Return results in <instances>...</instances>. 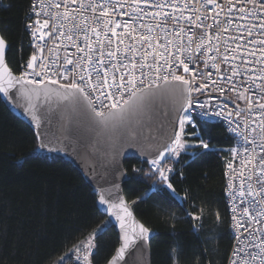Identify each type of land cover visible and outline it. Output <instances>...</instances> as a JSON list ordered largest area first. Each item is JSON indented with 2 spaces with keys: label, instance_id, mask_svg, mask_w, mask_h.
<instances>
[{
  "label": "trees",
  "instance_id": "16d2710c",
  "mask_svg": "<svg viewBox=\"0 0 264 264\" xmlns=\"http://www.w3.org/2000/svg\"><path fill=\"white\" fill-rule=\"evenodd\" d=\"M30 4L0 0L7 61L16 73L32 52L25 29ZM193 122L186 133H198L209 148L200 147L193 136L187 138L196 144L188 148L191 154L181 153L168 179L175 192L143 160L128 158L124 163L125 195L137 217L155 231L152 264H227L232 236L224 170L235 137L220 122L199 116ZM37 147L34 130L0 97V264H56L74 250L64 262L70 264L87 250L82 241L92 233L89 260L107 264L119 237L98 208L93 186L71 162L38 153Z\"/></svg>",
  "mask_w": 264,
  "mask_h": 264
},
{
  "label": "built area",
  "instance_id": "2783aa9c",
  "mask_svg": "<svg viewBox=\"0 0 264 264\" xmlns=\"http://www.w3.org/2000/svg\"><path fill=\"white\" fill-rule=\"evenodd\" d=\"M82 2L85 8H87L90 0H82ZM101 2H107V0H91V3L93 4H99ZM119 2L123 4V8L117 9L116 12L111 16V19L114 22L121 25V27L117 29V32L123 34V25L128 22L134 23L137 25V27L140 24L153 25L154 31L159 37V44L161 45V47L156 49V52H159L165 56L168 55V52L162 47L167 43L165 37L173 42L172 45H169V49L171 50L173 45L180 43V41L177 40L174 35V32L179 31V27H183L185 29V32L183 33V43L185 47L188 46V36L192 34L188 30L190 28L192 29L194 36L191 47L193 49H195L197 43H200L199 37L205 31V29L196 27V25L191 24L189 21L183 19V17L180 15L181 11H183L184 16H191L193 20H196V17L199 16L205 25H212L213 27L207 29V31L213 36H215L218 27H223L227 21L232 22L228 25L227 31L221 32L219 42L215 38L211 41V45L213 46L212 51L209 52L205 50L209 46L208 41L205 40L204 47L201 48L200 51L194 52L192 54L193 59L195 60V65L190 64V68L196 67L198 74L201 72H210L212 74L211 79L207 80L210 88L208 91H204L203 94H194L193 107L188 109L187 113H182V115L190 114L191 117L199 116L204 120L220 122L226 127L229 133L235 137L234 144L229 148L224 170L228 178L225 199L229 210L230 230L232 235V245L228 255L227 264H230L232 260H236L237 264H240V258L234 257L232 255L233 249L236 247L242 249L241 257L244 259H249L250 256L260 254V249L256 248L255 245L260 243L259 237L262 235V232L258 231L252 234L251 232L245 233L243 229H241L240 239L236 240L234 239V235L236 233L233 229L234 221L232 217L234 215L233 209H235V215L237 218L242 216V210L245 207H248L253 214L264 210V192H261V188L264 187V184L258 183V181L264 180V177H261L259 171L261 167V160L264 159V152H262V149H264V132L261 131V120L257 115L259 110L254 109L250 111L243 99V102L241 103L235 97H233V95L238 97V92L243 91L245 88L251 89L250 92L246 93L249 97H251L252 92H259L257 85L264 83V81L254 79V77L259 75V72L256 71V69L259 68V65H257L254 61L260 59V54L258 51L260 46L250 43L251 41H255L264 37L257 35L247 37L246 31V28L252 23L260 22L257 17L261 16V12L257 9L255 15H253V5L249 3L248 0H232V3L235 4V7L231 8V10H229L226 0H217V2L224 4L223 11H221L219 8H216L215 4H207L205 0H149L148 3H144V0H140L139 8L143 11L137 10L136 6L133 4V0H119ZM257 2H259V0H257ZM57 3L62 5L60 9H56L54 7V5ZM158 3L175 5V10L173 8H165L163 11L165 13H172L175 11V15L179 19L178 26L173 25L171 20H169L168 24L165 25L163 29L155 28V25L161 23L163 20V17L153 15L155 12L161 11L155 7V5ZM185 3H187V8L184 7ZM43 5V10H41V0H31L26 25L33 24L36 19H39L42 24L45 19H48L49 28H44L43 31H51L53 34L51 37L45 36L43 40H40L38 38L39 34L36 36L31 34L32 31H35V28L29 30L25 25V29L29 35V43L32 52L21 64L18 74L21 76L23 72L27 71L29 72V76L27 78L28 81L43 80V83L57 81L58 84L65 85L70 83L75 75V73H72L71 75H67L65 78L66 71H70L74 67V65L65 63L66 57L72 58L75 64V62H77L79 58L84 55V53L77 52L73 43L66 38L61 41L60 32H64L65 37H67V35H72L73 40L78 43L80 47H84L85 41L83 39V33L79 28L73 27L74 24H81L79 14L80 3H70L68 5L69 10L73 12L75 18L66 21L59 20V18L56 17L57 11L61 13L64 11L63 0H43ZM241 7L245 9L244 12H241ZM33 8L35 9L34 12L32 11ZM213 9H215V11H213ZM121 11L125 12L126 15H119ZM85 15L89 18L88 23L94 24L93 16L99 15V11L96 14H93L89 9L85 12ZM245 16L248 18L245 19ZM216 21H219V25L216 24ZM199 22L200 21H197V23ZM54 24L62 25L59 31L52 28V25ZM238 25L239 27H237ZM77 33L79 34L77 35ZM88 35L91 37L93 48H97L96 37L91 32H89ZM239 36H245L247 39L245 41H240L230 38ZM101 39H103V36ZM125 43H129V41L125 39ZM237 44H241L242 50L233 52L232 49H235ZM37 45L42 47L44 50L43 63L47 66V76H44L43 74L36 76L26 67L32 55H39V49ZM138 47H146V45H138ZM215 48H219V53L215 51ZM148 51L149 55L147 57V63L152 64L155 53L152 51V49H149ZM249 51L256 52V56L253 57L249 55ZM91 55L93 57V65L95 66V62L97 59H99V57H97L96 52H92ZM131 55V53H118L120 60L124 63H128V59L131 57ZM187 55L188 53L185 52V56ZM224 55L229 56L228 61H224ZM233 55L235 56V59L231 58ZM209 56L216 57L215 63L219 65V72L212 66L214 61L209 60ZM135 58L139 64L141 61V56L137 54ZM249 61L253 62L249 63ZM114 62L115 61L111 58L105 59V66L108 67L110 73L112 71L111 66ZM185 62L188 61L186 60ZM39 63L40 61H38V64ZM159 63L163 65L164 61L160 60ZM205 64H207V68H205ZM230 66H238V72L240 74L235 76L231 81H228L226 77L231 75V72L229 71ZM174 70L178 75H184L186 78H188L190 75L189 73H184L182 69ZM36 71L40 72L41 69L37 67ZM143 71L145 72V76L142 78L144 83H137V88L140 89H143L144 85L151 83L152 80V77L148 75L149 69L145 67ZM135 74L139 81V79H141L139 68L136 69ZM163 74H166V72H162V75ZM117 75H119V73H117ZM93 76H95V73H93ZM212 81H216L218 86H223L225 88V92L220 93L219 91L211 90ZM77 82L79 81L77 80ZM161 83L163 82L161 81L160 84ZM233 86L237 89V91L228 90ZM86 91L89 92V95L92 97L95 106L99 108L97 94L93 93L90 89H86ZM129 91H131V89H129ZM226 96L233 99L237 106L229 103L226 99ZM124 98H128L127 92L124 93ZM100 99H103V97H100ZM117 99H119V94H117ZM104 103L107 104L108 101L105 100ZM201 104H204L205 107L202 108L200 106ZM238 106L245 107V111H242ZM221 109H223V114L218 115L217 113H220ZM108 110L109 108L107 107L104 109L105 112ZM204 111L209 112L208 117L201 116V113ZM229 112L232 113L231 116L228 115ZM237 112H239L240 115H237ZM253 120L256 121L255 124L253 123ZM253 128H256L255 132L252 131ZM204 142L208 143V140H204ZM171 143L168 146H170ZM188 148L180 149V155L183 151L188 153ZM168 155L169 154L167 153L165 154V159L160 161V166L172 169V172L168 173L169 179L179 164L180 155L172 159H169ZM147 165L150 171L155 173L150 161L147 162ZM229 165H231V168H229ZM155 175L157 178H159L158 173H155ZM241 192H244L245 195L241 196ZM253 192H258L260 195L253 196ZM241 201H243V203H241ZM249 202H251V204ZM243 221L245 223H250L247 217H243ZM253 227H259L262 229V231H264V225H253ZM92 251L93 247L91 246L85 252L77 254L78 256L75 258L74 264H85V255H88V261L89 264H91L89 256Z\"/></svg>",
  "mask_w": 264,
  "mask_h": 264
},
{
  "label": "snow or ice",
  "instance_id": "6c2138e0",
  "mask_svg": "<svg viewBox=\"0 0 264 264\" xmlns=\"http://www.w3.org/2000/svg\"><path fill=\"white\" fill-rule=\"evenodd\" d=\"M149 0H144V3H148ZM207 4H215L216 8H219L221 11L224 10V4L217 2V0H205ZM229 10L235 7V4L232 3V0H226ZM249 3L253 5V15H255L257 9L261 12V16L257 17L260 21L259 23H252L249 27L246 28L247 37H252L254 35L264 37V0H248ZM70 3H80V19L81 24L76 25L74 24V28H79L80 31L83 33V39L85 41L84 47H80L78 43L73 40L72 35H67L65 37L64 32H60V39H67L73 43L76 47L77 52L84 53L83 56L79 58L77 62H75L72 58L66 57L65 63L69 65H74L73 69L70 71H66L65 78L67 75H71L75 73L72 81L68 84L61 85V88L70 93V94H80L83 96L92 107L93 113L101 118L102 120L106 118V116L114 115L113 110H119V112H123L125 110V106H131L134 102L140 99L137 96V93L144 92L145 90L151 91L153 88H158L160 82L162 81L164 84H168L171 82H177L183 86V93L185 96L184 106L179 110L182 113H187L188 109L192 108L194 105L193 96L194 94H203L204 91H208L210 85L208 84L207 80L211 79L210 72H201L197 73L196 67L190 68V64L195 65V60L193 59L192 54L194 52L200 51L201 48L204 47V41L207 40L209 46L205 49L206 51H212L213 46L211 45V41L215 38L218 42L220 40L221 32L228 30V25L232 23L231 21H227L223 27H218L215 33V36L210 35L207 29L212 28V25H205L199 16L196 17V20H193L191 16H184L183 11H181L180 15L183 19L189 21L191 24L196 25V27L205 29L204 33L199 37L200 43L196 44L195 49L191 47L194 33L190 28L188 31L192 34L188 36V46L185 47L183 43V33L185 29L183 27H179V31L174 32V35L180 43L173 45L172 49H169V45H172V41L168 40L165 37L167 43L162 47L165 51L168 52V55L165 56L159 52H156V49L161 47L159 44V37L156 35L154 31L153 25L147 24H140L138 27L134 23L128 22L123 25V34L118 33L117 29L121 27L119 23L114 22L111 19V16L116 12L117 9H122L123 4L119 2V0H107V2H101L99 4L89 2L87 8H85L82 0H63V13L57 11L56 17L59 20H69L74 19V14L72 11L69 10L68 5ZM133 4L136 6L137 10L143 11L139 8L140 0H133ZM43 0H41V10H43ZM56 9H60L62 7L61 4L57 3L54 5ZM156 8L160 9L161 11L155 12L153 15L163 17L161 23L156 24L155 28H164L165 25L168 24L169 20H171L173 25H179V19L175 15V11L172 13H165L163 9L165 8H173L175 10L174 4H167V3H158L155 5ZM187 8V3L184 5ZM90 11L93 14H96L99 11V15H94L93 20L94 24H89V18L85 15V12ZM32 11L34 12L35 9L33 8ZM215 11V9H213ZM245 9L241 7V12H244ZM119 15H126L125 12L121 11ZM245 19L248 17L245 16ZM215 20V17H214ZM197 21H200L197 23ZM216 24L219 25V21H216ZM26 27L31 30L35 28V31H32V35L36 36L39 34L38 38L43 40L45 36H52V32H45L43 31L44 28H49V20L45 19L41 24L39 19H36L33 24L26 25ZM62 25L54 24L52 28L59 31ZM239 27V25L237 26ZM258 30V31H254ZM91 32L96 37V44L97 48H93L91 37L88 33ZM79 33H77L78 35ZM111 34V35H109ZM103 36V39L101 37ZM245 36L239 37H230L234 40L245 41L247 39ZM125 39L129 41V43H125ZM254 45H259V54L260 59L255 60L254 62L259 65V68L256 71L259 72V75L254 77V79H259L264 81V38L257 39L255 41H251ZM144 46L146 47H138ZM39 49V55H32L30 61L26 65V67L31 70L36 76L44 75L47 76V66L43 63V48L37 45ZM8 48L6 40L4 39L3 35H0V90L7 93L10 88H13L15 84L18 83H37L42 84L43 80H32L28 81L29 72L25 71L21 74L20 77H15L8 69L7 64L5 62V51ZM107 48V51H106ZM149 49L155 53L153 58V63H147V57L149 55ZM242 50L241 44H237L235 49H232L233 52ZM215 51L219 53V48H215ZM92 52H96L97 57L99 59L96 60L95 66L93 65V57L91 55ZM124 52L125 54L131 53V57L128 59V63H124L120 60L118 53ZM185 52L188 53L185 56ZM139 54L141 56V61L139 64L136 61V55ZM249 55L255 57L256 52L249 51ZM111 58L115 62L112 64V71L111 73L108 70V67L105 66V59ZM235 59L233 55L231 57ZM209 60L214 61L213 67L217 69L219 72V65L215 63L216 57L209 56ZM160 60L164 61V64L161 65L159 63ZM188 62H185V61ZM229 56L224 55V61H228ZM38 61L40 63L38 64ZM253 61H249L252 63ZM39 67L41 69L40 72L36 71V68ZM147 67L149 69L148 75L152 77L151 83L145 84L143 89L137 88V83L143 84V77L145 76V72L143 71L144 68ZM140 69V78L138 81V77L135 74L136 69ZM205 68H207V64H205ZM174 69H182L184 73H189V77L186 78L184 75H178ZM229 71L231 75H228L226 78L228 81H231L235 76L239 75L238 66H230ZM162 72H166V74L162 75ZM95 73V76H93ZM119 73V75H117ZM50 79V78H49ZM77 80L79 82H77ZM52 83H57V81H51ZM259 88V92H252V96L249 97L246 93L250 92V88H245L243 91L238 92V99H243L246 102L247 108L251 111L254 109H258L257 115L260 117L261 120V131L264 132V83L257 85ZM86 89H90L93 93L97 94V100H99V108L95 106L93 103L92 97L89 95V92ZM131 89V91H129ZM211 90L219 91L220 93L225 92V88L223 86H218L216 81H212ZM229 91H237V89L233 86L228 89ZM128 93V98H124V93ZM117 94H119V99H117ZM103 97V99H100ZM67 98V97H65ZM108 101L107 104L104 101ZM202 108L205 107L204 104L200 105ZM109 108L108 113H105L104 109ZM219 114H223V109H221ZM240 115L239 112L236 113ZM229 116L232 115L231 112L228 113ZM202 117H208L209 112L204 111L201 113ZM192 124L194 127L195 124L192 121L191 115H181L176 117V127L179 129L175 132L174 138L172 139V143L170 146L165 147L164 151L161 152L157 159H153L150 161L152 168L155 170V173L159 174V178L167 184V187L175 192V189L172 188L171 183L168 182V173L172 172L171 168L161 167L160 161L165 159V154H169L168 158L172 159L180 155V149L185 148V144L183 142V135H184V128L185 125ZM255 124L256 121L253 120ZM253 132L256 131V128L252 129ZM193 137L199 140V146L208 149L209 144L205 143L202 137H199L198 133H191ZM187 147H193V145H188ZM264 152V149H262ZM231 168V165H229ZM261 177H264V159L261 160V167L259 169ZM153 173V174H155ZM258 183L264 184V180L258 181ZM261 192H264V187L261 188ZM179 195L178 193H175ZM241 196H244L245 193L241 192ZM253 196L260 195L258 192H253ZM101 201L105 204H108L107 200H104L103 196H101ZM243 203V201H241ZM251 204V202H249ZM258 203V201H257ZM110 209H117L121 215L117 216V219L120 221L121 228H125V217H131V212L129 211L128 207L125 203L121 200L119 204H111L109 205ZM233 229L235 231L234 239H240V230L243 229L245 233L251 232L254 234L255 232H262V235L259 237L260 243L256 244L255 247L260 249V254L250 256L249 259H244L241 257L242 249L236 247L233 249L232 255L234 257L240 258V264H264V231L261 228L256 227L254 228L253 225H264V210L253 214L248 207L243 208L242 216L237 218L235 215V209H233ZM217 219H219V213L216 214ZM243 217H247L250 223H245L243 221ZM134 223V222H133ZM103 225L101 226V228ZM99 231V229H97ZM132 235H129L127 231H125L124 235V245L118 249L117 257H122L124 254L125 249L137 238L145 236L147 233V229L143 227V225H136L131 228ZM91 239L90 236L88 239V245L91 246ZM78 251V249H77ZM175 252V250H173ZM117 257H113L110 264H116ZM85 264H89L88 255L84 256ZM230 264H237L236 260H232Z\"/></svg>",
  "mask_w": 264,
  "mask_h": 264
},
{
  "label": "water",
  "instance_id": "95a60500",
  "mask_svg": "<svg viewBox=\"0 0 264 264\" xmlns=\"http://www.w3.org/2000/svg\"><path fill=\"white\" fill-rule=\"evenodd\" d=\"M7 45V67L13 76L20 77L8 64ZM137 96L140 99L125 106L122 113L113 110L114 115L102 120L83 96L64 91L58 83L25 82L15 84L7 93L0 90L8 109L34 130L38 141L36 151L53 153L71 162L93 186L98 208L111 221L119 237L113 257H117L118 249L124 245L125 231L132 235L131 228L136 225L147 229L145 236L137 237L123 256L117 257L116 264H152L151 241L155 231L137 217L125 195L128 174L124 163L128 158L145 162L158 158L178 130L176 117L182 115L179 110L185 101L183 86L171 81L151 91L138 92ZM227 101L236 105L231 98ZM101 196L108 204L101 201ZM121 200L131 212L130 218L125 217V228H121L117 219L122 213L109 208Z\"/></svg>",
  "mask_w": 264,
  "mask_h": 264
},
{
  "label": "rangeland",
  "instance_id": "374dc122",
  "mask_svg": "<svg viewBox=\"0 0 264 264\" xmlns=\"http://www.w3.org/2000/svg\"><path fill=\"white\" fill-rule=\"evenodd\" d=\"M233 97H235L239 102H243L242 101V99H238L236 96H234L233 95ZM192 118V121H193V117H191ZM190 126V124H187L186 123V125H185V128H184V137H182L183 138V142H184V144H185V148H183V149H187L188 147V145H195L196 143H194V142H192V141H190V140H187V138L188 137H191L192 135H188L187 133H186V130L188 129V127ZM184 138H185V140H184ZM92 237V239H91V246L94 244V234L92 233V234H90L87 238H85L83 241H82V246L84 247V249H89L90 248V246H87L88 245V239H89V237ZM74 253V250H72V251H70L69 253H66L63 257H61L58 261H57V263L56 264H64V262L72 255Z\"/></svg>",
  "mask_w": 264,
  "mask_h": 264
},
{
  "label": "bare ground",
  "instance_id": "6f19581e",
  "mask_svg": "<svg viewBox=\"0 0 264 264\" xmlns=\"http://www.w3.org/2000/svg\"><path fill=\"white\" fill-rule=\"evenodd\" d=\"M29 8H30V6H29ZM27 21V20H26ZM27 24V22H25V25ZM227 98H229L228 96H226V99ZM242 111H245V107H243V110ZM188 153H192V150H191V148L190 149H188ZM145 162V161H144ZM147 163V162H146ZM178 166V165H177ZM173 174V173H172ZM171 174V175H172ZM224 178H225V187H224V195H225V192H226V186H227V183H228V178H227V176H226V173H225V171H224ZM227 203V202H226ZM232 236V235H231ZM91 247V246H90ZM78 255H75L73 258H72V260H71V263L70 264H74V260H75V258L77 257Z\"/></svg>",
  "mask_w": 264,
  "mask_h": 264
}]
</instances>
